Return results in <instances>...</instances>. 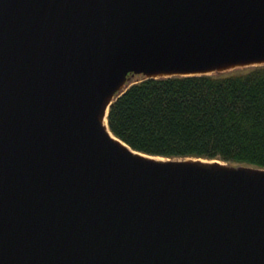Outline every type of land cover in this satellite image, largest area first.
I'll use <instances>...</instances> for the list:
<instances>
[{
	"label": "water",
	"instance_id": "water-1",
	"mask_svg": "<svg viewBox=\"0 0 264 264\" xmlns=\"http://www.w3.org/2000/svg\"><path fill=\"white\" fill-rule=\"evenodd\" d=\"M264 64V0H0V264H264V167L132 148L127 73Z\"/></svg>",
	"mask_w": 264,
	"mask_h": 264
},
{
	"label": "trees",
	"instance_id": "trees-1",
	"mask_svg": "<svg viewBox=\"0 0 264 264\" xmlns=\"http://www.w3.org/2000/svg\"><path fill=\"white\" fill-rule=\"evenodd\" d=\"M106 122L113 134L146 153L264 167V64L141 77L110 101Z\"/></svg>",
	"mask_w": 264,
	"mask_h": 264
},
{
	"label": "rangeland",
	"instance_id": "rangeland-1",
	"mask_svg": "<svg viewBox=\"0 0 264 264\" xmlns=\"http://www.w3.org/2000/svg\"><path fill=\"white\" fill-rule=\"evenodd\" d=\"M253 65H255V64L237 65V66H233V67H230V68H226L224 70L214 71L212 73H227V72L243 71V70H246L247 68H249V67H251ZM141 77H143V75L140 74V73H127L126 78L124 80V83L122 84L120 89L125 87L128 83L136 81V80L140 79ZM227 162H229V163H237V162H233V161H227Z\"/></svg>",
	"mask_w": 264,
	"mask_h": 264
}]
</instances>
